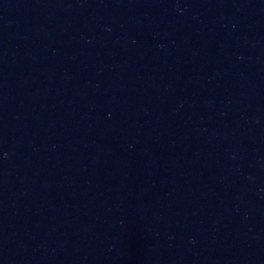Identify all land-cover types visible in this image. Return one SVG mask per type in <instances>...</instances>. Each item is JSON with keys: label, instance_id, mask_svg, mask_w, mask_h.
<instances>
[{"label": "water", "instance_id": "95a60500", "mask_svg": "<svg viewBox=\"0 0 264 264\" xmlns=\"http://www.w3.org/2000/svg\"><path fill=\"white\" fill-rule=\"evenodd\" d=\"M0 264H264V0H0Z\"/></svg>", "mask_w": 264, "mask_h": 264}]
</instances>
